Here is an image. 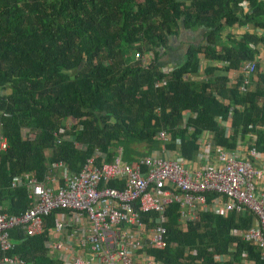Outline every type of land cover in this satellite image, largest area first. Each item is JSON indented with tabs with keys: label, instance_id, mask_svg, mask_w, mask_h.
<instances>
[{
	"label": "trees",
	"instance_id": "1",
	"mask_svg": "<svg viewBox=\"0 0 264 264\" xmlns=\"http://www.w3.org/2000/svg\"><path fill=\"white\" fill-rule=\"evenodd\" d=\"M236 26L254 31L235 34ZM184 29L205 33L181 53L171 40ZM259 46L264 48V0H0V90L6 91L0 95V134L7 142L0 152V213L18 216L29 208L25 188H11L21 174L41 181L58 162L78 173L96 150L112 156L122 148L132 163L160 152L162 129L172 136L166 148L177 150L180 139L179 152L191 162L204 132L230 149L256 135L254 146L264 154V73L257 61V79L245 87L239 71L258 59ZM175 50L183 57L164 74ZM231 72L238 74L234 80ZM55 134L65 137L62 143ZM178 210L172 205L167 212V247L147 251L156 262L264 264L259 247L232 234L252 225L248 211L203 213L182 232ZM53 214L40 236L11 230L9 255L26 264H58L44 247Z\"/></svg>",
	"mask_w": 264,
	"mask_h": 264
},
{
	"label": "built area",
	"instance_id": "2",
	"mask_svg": "<svg viewBox=\"0 0 264 264\" xmlns=\"http://www.w3.org/2000/svg\"><path fill=\"white\" fill-rule=\"evenodd\" d=\"M244 31L254 29L248 26ZM257 61L259 58L247 61L239 70L245 76L243 86L256 78ZM261 71L264 73V65ZM162 72L169 74L170 69L162 68ZM163 85L165 82L157 84ZM22 135L34 139L26 129ZM55 135L58 143L65 139ZM252 136L245 149L240 143L230 149L215 144L214 133L204 132L198 140L197 159L191 162L179 152L180 139L176 140L177 150L166 148L172 136L162 129L156 138L163 144L160 155L139 157L131 163L123 159L122 148L115 149L112 156L110 151L96 150L78 173H70L58 162L50 163L49 173L41 181L34 173L21 174L11 188H25L31 204L18 216L0 213V264H26L9 255L15 245L9 232L20 228L28 237L40 236L53 213L44 247L58 264H161L147 251L167 247V212L172 205L179 206L182 232L199 222L203 213L227 217L248 211L253 215L252 225L232 234L264 254V189L258 188L262 171L255 164L261 153L254 146L256 135ZM6 148V139L0 134V152ZM77 148L87 149L79 144Z\"/></svg>",
	"mask_w": 264,
	"mask_h": 264
},
{
	"label": "crops",
	"instance_id": "3",
	"mask_svg": "<svg viewBox=\"0 0 264 264\" xmlns=\"http://www.w3.org/2000/svg\"><path fill=\"white\" fill-rule=\"evenodd\" d=\"M197 31H199V32L202 34V38L200 39V40H202L205 31H204V30H200V29L197 30ZM231 31H232L233 33H235V34L243 33V32H244V28H241V27H239V26H236V27H234ZM191 32H196V31H191ZM258 32L261 33L260 30H258ZM195 35H196V34H195ZM188 37H189V36H188ZM190 37H191V38L193 37L192 34L190 35ZM190 37H189V39H190ZM189 39H188V40H189ZM196 42H197V41H196ZM193 43H194V42H193ZM173 47H174V48H177V47H175V46H173ZM259 47H260V55L258 56V58H259V62H261L262 65H264V48H263L262 46H259ZM181 57H183V56H181V55L179 54L178 51L176 52V50H175L174 52H170V53H169V58H168L169 61H168L167 65L164 66V68L171 69L170 67H173L174 64H178V61H181V60H180ZM237 75H238V74H237L236 72H231V73H230V77H231L232 79L236 78ZM251 142H252V141H251ZM248 144L250 145V142H249V143H242V148L245 149V148L247 147ZM255 164H256V165L260 168V170L262 171V172H261V175H260V178H259V182H258V188H259V189H264V154H261L260 158H259L258 160L255 161Z\"/></svg>",
	"mask_w": 264,
	"mask_h": 264
},
{
	"label": "rangeland",
	"instance_id": "4",
	"mask_svg": "<svg viewBox=\"0 0 264 264\" xmlns=\"http://www.w3.org/2000/svg\"><path fill=\"white\" fill-rule=\"evenodd\" d=\"M192 34V38L190 37V35ZM196 34V35H195ZM190 39H189V37ZM202 38V34L199 32V31H196V32H191L190 30H183L181 35L179 37L176 38H172L171 40V45L172 46H175L177 48H179L180 51H184L186 46L189 44V43H193V42H200L202 40H200ZM189 39V40H188ZM201 57H203V55H201ZM203 66L205 67L207 65L206 63V60H204V57H203ZM263 65L262 63L260 62V66L258 68L262 69ZM6 91H4L3 94H5ZM139 150L141 152H143L144 154H146L145 152L147 151V149L144 147V145H140L139 147ZM153 155H160L159 152L153 154Z\"/></svg>",
	"mask_w": 264,
	"mask_h": 264
},
{
	"label": "flooded vegetation",
	"instance_id": "5",
	"mask_svg": "<svg viewBox=\"0 0 264 264\" xmlns=\"http://www.w3.org/2000/svg\"><path fill=\"white\" fill-rule=\"evenodd\" d=\"M183 51H181V53H182ZM181 53H179L180 55H181Z\"/></svg>",
	"mask_w": 264,
	"mask_h": 264
}]
</instances>
